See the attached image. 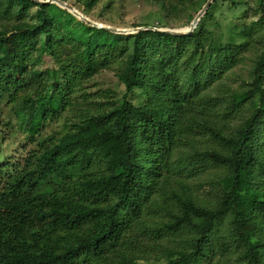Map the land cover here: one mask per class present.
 Masks as SVG:
<instances>
[{
    "label": "trees",
    "instance_id": "1",
    "mask_svg": "<svg viewBox=\"0 0 264 264\" xmlns=\"http://www.w3.org/2000/svg\"><path fill=\"white\" fill-rule=\"evenodd\" d=\"M206 1L190 0L194 15ZM217 1L188 33L115 34L54 3L0 0V111L25 135L0 165V264H264V30L247 79L225 78L264 4L215 35ZM98 33L121 43L119 95L87 89L114 48ZM207 164L219 170L199 200L188 178Z\"/></svg>",
    "mask_w": 264,
    "mask_h": 264
},
{
    "label": "rangeland",
    "instance_id": "2",
    "mask_svg": "<svg viewBox=\"0 0 264 264\" xmlns=\"http://www.w3.org/2000/svg\"><path fill=\"white\" fill-rule=\"evenodd\" d=\"M5 1L11 3L12 0ZM62 1L73 7L92 22L119 30V32H113L115 34L134 33L138 28L147 29L148 27L175 29L185 32V30L190 27L191 21L197 16V14H193L194 10L189 5L190 0H166L169 4V8L172 6L168 16H164L150 0H98L90 10L83 7L78 0ZM49 3H54L62 9H66L74 15L75 18L81 19L75 15L71 9H67L65 6L54 1H50ZM258 5V0H218L211 10L212 18H205L204 24L215 33V35L220 32L223 34L225 27L232 23L235 24L244 21L245 24H251L252 21L256 20L259 16ZM51 12L56 18L67 19L60 11L52 9ZM191 16H193V18H191ZM263 30L264 28L261 27L252 32L251 37H253V40L251 45L246 50L241 51V56L231 67L232 70L230 72L228 70L229 73L227 72L225 78L230 85L238 86L242 78L247 79L253 58L263 44L260 40ZM105 38V34H99V39L101 41H104ZM107 38L106 40H109V44L112 43L111 45L114 48L110 46L105 47L102 52V59L103 61L105 60L104 67H102L99 72L95 73L86 84L88 91L92 93L95 92L100 96L119 95L124 91V86L115 75L116 70L114 64L121 43H114V41H112L114 37L107 36ZM106 40L104 42L107 43ZM103 53H105V57H103ZM34 56L39 57L42 56V54L35 52ZM42 59V68L53 69L54 63L49 56L43 55ZM129 99L133 103H138L142 101V96L138 91H133L129 95ZM23 133L11 105L3 103L2 110L0 111V165L7 159L10 160L22 153L18 145L24 143L23 138H25V135ZM201 142L207 144V146L208 144L212 146L215 143L212 139H205L204 137L201 139ZM204 144L200 143L198 146L201 148ZM217 170H219L218 167L207 164L206 168L189 176V182L194 185L193 191L196 199L207 200L210 198L208 194L210 189L208 181ZM142 264L145 263L142 262Z\"/></svg>",
    "mask_w": 264,
    "mask_h": 264
},
{
    "label": "water",
    "instance_id": "3",
    "mask_svg": "<svg viewBox=\"0 0 264 264\" xmlns=\"http://www.w3.org/2000/svg\"><path fill=\"white\" fill-rule=\"evenodd\" d=\"M37 2H41V3H49L50 1H54L60 5H63L65 6L67 9H71V11H73V13H75V15H77L79 18H81L82 20L92 24V25H95L99 28H105L109 31H112V32H119V30L117 29H114V28H111V27H108V26H103V25H100V24H97L95 22H92L91 20H89L87 17L83 16L80 12H78L77 10H75L73 7H71L70 5H68L67 3H65L64 1L62 0H47V1H44V0H35ZM212 0H207L205 2V4L203 5V7L200 9V11L197 13V16L191 21V25L188 29L185 30V32H182V30H175V29H157V28H154V27H148L147 29L149 30H158V31H163V32H167V33H172V34H182V33H188L190 31L193 30V28L196 26L197 22L199 21L200 17L204 14V12L206 11V9L208 8L209 4L211 3ZM140 29H144V28H138V30Z\"/></svg>",
    "mask_w": 264,
    "mask_h": 264
}]
</instances>
